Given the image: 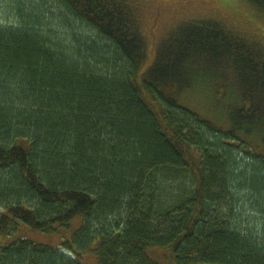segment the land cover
I'll use <instances>...</instances> for the list:
<instances>
[{
  "label": "trees",
  "instance_id": "obj_1",
  "mask_svg": "<svg viewBox=\"0 0 264 264\" xmlns=\"http://www.w3.org/2000/svg\"><path fill=\"white\" fill-rule=\"evenodd\" d=\"M53 1L115 55L92 66L36 24L0 29V238L79 222L60 244L73 258L4 238L0 264H158L152 248L173 264H264V229L241 215L264 209L250 146H264V0H241L256 26L179 22L152 46L143 0ZM206 79L235 91L225 132L178 103ZM232 147L257 160L250 174L234 175ZM232 188L248 206L225 200Z\"/></svg>",
  "mask_w": 264,
  "mask_h": 264
},
{
  "label": "rangeland",
  "instance_id": "obj_2",
  "mask_svg": "<svg viewBox=\"0 0 264 264\" xmlns=\"http://www.w3.org/2000/svg\"><path fill=\"white\" fill-rule=\"evenodd\" d=\"M141 10L145 15L143 29L146 32H144L145 36L147 35L146 38L148 37L149 46L157 44L158 41L164 39L166 34L170 33L179 22L228 18L227 20L239 21L242 26L245 23L250 26H256L254 24L255 21L253 19L251 21V14L248 13L241 0H143ZM26 24H36L50 38L62 43L63 46L71 47L78 51L76 53L81 55L86 53L85 56H87L92 66L94 64L90 59L103 56L105 60L109 59L110 61L112 56L115 55L108 43L103 41L86 25L73 18L62 6L53 0H0V29H16L22 26L25 27ZM152 61V53L149 52L144 69ZM116 65H122L119 58ZM234 93L235 91L232 88L223 90L218 87L216 82L206 79L194 87L189 95L180 97L178 103L181 107L225 132L229 129L227 112L234 107L232 104L237 103L235 98L230 97ZM219 136L222 138L221 134ZM250 146L253 156L264 159L263 145L254 141L250 143ZM232 148L231 150L235 153L234 155H236L239 163L236 164L237 169L234 175L239 176L244 171L250 174L253 171V166L257 164V160L240 153L237 148ZM229 192L225 194L227 202L233 203L235 200V207L243 208L248 206L244 201L245 196L250 197V193L247 191L240 192L236 188H232ZM178 194L179 191L177 190L176 195ZM156 201L159 203V197H157ZM223 208L224 213L231 211L226 205ZM246 209H249V207ZM257 210L259 211L257 214L254 212L251 215H248L251 211L244 210L241 215H244L245 219L249 217L254 219V225L256 224L255 226H258L260 231H263L264 209L259 207ZM78 227L79 222L74 221L70 229H62L52 234L32 231L26 233L27 231L22 227V231L17 232L14 237H1L0 247L6 245L4 238H9V242H13L16 238H27L28 241L34 244L59 249L65 255L73 258L69 251L61 248L60 244L64 240L70 241V237ZM147 255L158 264H173L168 249L152 248L148 250ZM84 261L85 264L96 263L93 254H86Z\"/></svg>",
  "mask_w": 264,
  "mask_h": 264
}]
</instances>
